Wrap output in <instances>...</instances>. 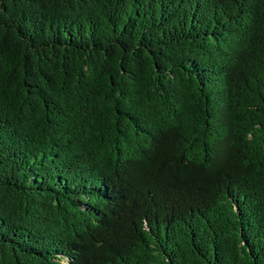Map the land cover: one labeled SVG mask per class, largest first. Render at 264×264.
I'll list each match as a JSON object with an SVG mask.
<instances>
[{"label":"trees","instance_id":"trees-1","mask_svg":"<svg viewBox=\"0 0 264 264\" xmlns=\"http://www.w3.org/2000/svg\"><path fill=\"white\" fill-rule=\"evenodd\" d=\"M0 264H264V0H0Z\"/></svg>","mask_w":264,"mask_h":264}]
</instances>
